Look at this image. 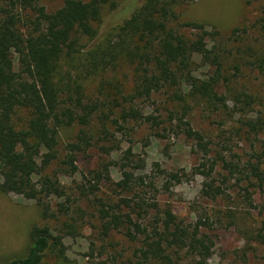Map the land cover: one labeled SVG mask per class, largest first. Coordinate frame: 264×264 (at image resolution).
Here are the masks:
<instances>
[{
	"label": "trees",
	"instance_id": "obj_1",
	"mask_svg": "<svg viewBox=\"0 0 264 264\" xmlns=\"http://www.w3.org/2000/svg\"><path fill=\"white\" fill-rule=\"evenodd\" d=\"M132 5L128 16L103 33L104 13L115 9V0H64L52 12L40 0H0V193L31 195L39 221L30 227L26 252L0 264H63L64 237L80 236L87 225L99 229L95 240L105 242L94 249L99 264H210L216 235L206 213L180 218L159 202L158 181L180 183L184 170L170 171L155 162L148 173L138 174L133 153L113 159L140 126L155 136L162 130L192 139L201 154L196 169L204 172L202 187L212 201L226 196L233 180L245 183L247 208H255L249 187L264 192V116L244 122L254 96L235 88L228 63L209 46L215 34L204 24L180 22L174 10L178 0ZM119 65L132 71L129 91L103 79ZM201 67L208 69L204 78L196 75ZM152 76L171 92L169 100L154 101ZM97 77L96 95L87 92L86 84ZM186 98L238 118L240 127L221 133L228 135L217 143L219 150L191 127V107L175 105ZM144 106H153V112ZM67 129L75 132L63 141ZM118 130L128 139L119 138ZM243 140H252L246 159L231 147ZM91 150L106 160L82 173L86 183L76 185L75 197L54 170L75 175L79 156ZM112 167L119 170L118 182L110 176ZM227 213L228 219L234 216ZM112 233L134 247L108 243L104 235ZM248 234L249 242L264 247V216ZM89 245L93 250L94 241Z\"/></svg>",
	"mask_w": 264,
	"mask_h": 264
},
{
	"label": "rangeland",
	"instance_id": "obj_2",
	"mask_svg": "<svg viewBox=\"0 0 264 264\" xmlns=\"http://www.w3.org/2000/svg\"><path fill=\"white\" fill-rule=\"evenodd\" d=\"M63 1L40 0V4L47 12H52L61 7ZM141 1L115 0L117 6L114 10L105 11L100 31L104 33L120 23L130 13L132 4H140ZM174 10L180 22L193 21L204 24L207 31L215 34L216 41H209V46L214 45L222 59L228 63V73L230 76L234 75L235 88L237 91H244L254 96L253 105L243 117L244 122L246 119L255 118L259 113L264 116V0H178ZM185 32L190 33L186 28ZM231 61H233L232 64L236 63L240 67V72L237 73L231 68ZM119 67L115 71L104 74L103 79L129 91L133 83L132 71L125 65H119ZM207 73L208 69L201 67L196 75L204 78ZM99 81V77L87 81V92L97 95ZM151 82L154 88V101L162 103L171 98V92L160 88L155 76H152ZM111 90L110 86L107 91L112 92ZM175 105L183 108L191 107L189 117L191 127L199 130L212 141L214 151L219 150L217 143L220 139L224 140L228 135L221 136L222 132L233 131L240 127V123L236 122L238 118L232 119L223 114L221 108L215 111L206 102H196L186 98L184 102ZM145 106L143 108H146L147 113L153 112V106L151 108ZM122 131L118 130V137L127 140L128 135L122 136ZM159 131L158 136H155L147 127H137L129 136L130 142H123L121 150L112 154L113 159H117L125 151L133 153L134 158L139 159L135 165V171L138 174L148 173L155 162L159 163L161 168L170 171L182 173L179 170L183 169L185 177L180 183L158 181L160 189L158 198L162 207L168 204L178 217L186 219L195 217V213L197 215L206 213L209 221L213 222L216 235L210 264H262L264 247L251 243L247 239L248 231L264 216V192L257 187H249L255 208H247L242 190L245 183L233 180L230 182L233 187L228 190L226 196L212 201L202 187L204 172L196 169L201 154L194 151L192 139L170 131ZM73 132L75 130H65L62 133V140L70 139ZM250 142L243 140L236 146L231 143L233 152L246 159L249 156L247 154L251 152ZM100 159L106 160V157L96 150H91L85 156H79V172L75 175L64 176L59 169L54 170V173L64 185L71 187L75 197H78L79 191L75 187L85 182L82 173L96 168ZM110 176L115 182L121 180L117 167L110 168ZM2 181L3 178L0 177V183ZM35 202L31 195L0 193V261L9 260L26 252L30 227L33 223L39 222L35 213ZM53 209H55L54 201ZM227 212L234 213V216L228 219ZM233 222H236L237 226L232 225ZM50 225H52L51 222ZM98 231L99 229L94 231L87 225L81 230L80 236L64 237L66 261L63 264H99L100 258L96 256L97 250L94 249L105 242L95 240ZM104 237L108 243L110 240L118 243V247L123 250L134 247L133 244L129 245L125 242L120 234H105ZM91 241L95 243L93 250H90ZM107 251V253L111 251L108 246ZM183 257L184 261H190L189 257ZM105 258L106 255L101 259ZM47 264H54V262L48 260Z\"/></svg>",
	"mask_w": 264,
	"mask_h": 264
}]
</instances>
